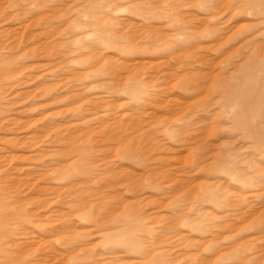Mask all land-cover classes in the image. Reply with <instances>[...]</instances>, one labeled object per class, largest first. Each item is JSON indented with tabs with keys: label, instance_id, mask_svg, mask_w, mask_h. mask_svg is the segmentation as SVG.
Wrapping results in <instances>:
<instances>
[{
	"label": "rangeland",
	"instance_id": "1",
	"mask_svg": "<svg viewBox=\"0 0 264 264\" xmlns=\"http://www.w3.org/2000/svg\"><path fill=\"white\" fill-rule=\"evenodd\" d=\"M0 264H264V0H0Z\"/></svg>",
	"mask_w": 264,
	"mask_h": 264
}]
</instances>
